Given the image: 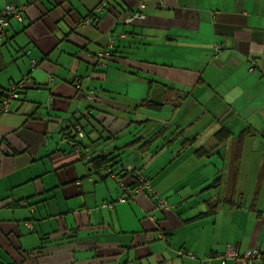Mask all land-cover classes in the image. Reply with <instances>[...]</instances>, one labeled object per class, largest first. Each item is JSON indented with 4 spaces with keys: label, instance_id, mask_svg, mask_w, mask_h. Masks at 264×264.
Returning <instances> with one entry per match:
<instances>
[{
    "label": "crops",
    "instance_id": "0c3cea01",
    "mask_svg": "<svg viewBox=\"0 0 264 264\" xmlns=\"http://www.w3.org/2000/svg\"><path fill=\"white\" fill-rule=\"evenodd\" d=\"M26 1L0 0V11ZM99 1L37 0L6 29L0 91L27 81L23 98L0 115V264H244L215 257L229 242L264 255L263 211L243 207L251 199L233 201L241 177L264 190V0H106L88 16ZM138 3L145 18L126 23ZM146 98L160 109L139 107ZM87 114L95 131L115 135L106 150L113 147L126 170L141 168L150 189L116 202V180L59 143L60 129L87 124ZM214 124L232 131L228 151V139L216 146ZM182 129L191 145L181 151L180 133L170 154L167 145L149 155L170 138L166 131ZM196 146L210 153L198 159ZM212 158L222 166L215 187L228 177L227 195L207 199L227 202L201 215L207 207L199 190L209 178L201 173L210 172ZM190 175L198 180L184 183ZM170 185L188 193L168 198ZM154 192L168 207L156 205ZM110 201L113 208L104 205ZM256 203L261 208L264 196ZM221 207L233 220L216 218Z\"/></svg>",
    "mask_w": 264,
    "mask_h": 264
},
{
    "label": "trees",
    "instance_id": "16d2710c",
    "mask_svg": "<svg viewBox=\"0 0 264 264\" xmlns=\"http://www.w3.org/2000/svg\"><path fill=\"white\" fill-rule=\"evenodd\" d=\"M37 0H27L26 3L22 4V5H15L17 7L19 6H24L23 10L21 11V17L22 20L18 21L16 18L14 17H10L8 18V25L4 27L3 29V37H2V41L0 42V45H3L5 43V39H6V29L9 27V23L11 19H15L17 22L21 23L23 21V17H24V12L25 9L27 7V5H30L32 3H34ZM6 5H10L9 4H5L2 8V10L0 11V14L4 11L5 6ZM106 6V0H100L99 3L96 5V7L90 11V13H88V16H90L93 12H102L103 8ZM137 7L139 8L138 10L134 9V10H130L126 13V16H128L129 14H132L134 12H138L141 11V3L137 4ZM136 7V8H137ZM124 18V19H125ZM83 19H81L80 22H78V24H82ZM84 22L86 23H91L92 21L89 20V18L84 19ZM135 22H131L130 24H134ZM217 50L215 49L214 52H216ZM252 70V66L249 67V71ZM26 81H27V77H23L20 78L17 81H14L13 83L9 84V86L7 88H3L0 91V101L2 99H9V93H10V88L11 86H17L16 88V97L13 98V100H18V99H22L23 98V93H24V89L26 88ZM8 109L4 112H1V114H4L6 112H8L10 110V99L8 100ZM161 103L158 102H154L148 98L141 100L140 103H138V106H142L144 108L147 109H160L161 107ZM87 118V124L86 121L84 122L85 125L79 123L78 120H75L73 122H71V124H69L66 127H63L60 129V140L61 141H66L71 143L73 146L72 148H75L79 151H81V157L83 158L84 162L87 163L90 168L92 169V171H94L95 173H101L102 171L104 172L105 175L113 178L116 180L117 183H119L118 185L121 188V194L119 197L124 196L126 197V200L124 202H119V203H125L129 200H132L134 198L135 195H137L138 193H140L141 191L145 190V189H150V178L148 175H146L145 173L142 172L141 168L139 167H132L130 170H126L123 166V163L121 161L120 158L117 157V155H113V150L112 148L110 150H106V147L113 145L112 143V138L115 137V135L109 133V135H102L103 131H100L99 133L97 131H95L90 125H91V116L88 114L84 115ZM93 126V124H92ZM105 130V129H104ZM81 131V132H79ZM95 131V132H94ZM182 130H180L179 132H175L176 134L173 136L172 131L168 133V131H166V133L168 134L167 137H170L166 140V142L162 143L159 148L156 150V152H152L149 153L150 156H153L155 153L161 151V149H163L164 147H167V145H169L172 141L175 140V138L180 134L183 133ZM93 133H97L98 135L96 136V138H92L91 134ZM81 133V135H80ZM230 135V131L228 130V128L224 125H221V127L219 129H217L214 133H213V138L216 141V146L218 144L223 143L225 140H227V138ZM152 137H156L155 135H152ZM160 137V135L158 136ZM181 140H180V146H181V151H183L185 149V147L187 145H191L194 141V137H189V135L183 133L181 136ZM157 138V137H156ZM155 138V140H156ZM238 142L237 144H235V148H239V140H241L240 138L237 139ZM86 141V143L84 142ZM106 143L103 145L99 144V147H96L95 145L97 143ZM143 145L145 146V149L147 150L149 148V146L151 145L152 141H143ZM95 144V145H94ZM94 145V146H93ZM138 149L140 148L137 147ZM81 149V150H80ZM236 149V150H237ZM142 151V150H141ZM193 152L197 155V156H202V155H208L210 152H208V150L206 148H204L203 146H196L193 148ZM235 158H233L232 161V165L234 166L236 163H238V153L235 152L234 154ZM232 166V167H233ZM237 166V165H236ZM236 171V170H235ZM134 173H138L141 177H143L144 183L139 181V179L134 175ZM128 177L130 180L129 182H124L123 180H125L124 177ZM220 181V176H217L214 178V180L212 181H208L205 185L200 187L199 193L207 190H210L212 188L215 187V185L218 184V182ZM79 184V183H78ZM144 185V186H143ZM141 187V188H140ZM140 188V190L138 192H136L135 190ZM126 193H129V195H127ZM152 194V193H151ZM152 198H155L156 205L159 206L160 208H165L168 207L166 200H164V198H161L158 194H152L151 195ZM118 197V198H119ZM117 198V199H118ZM160 200H162L164 202V205H159ZM257 197L252 198L248 207H250L249 209L251 211L255 212V207L254 203L256 202ZM116 202H118L117 200H115ZM115 201H110V203H112V207L114 206V203H116ZM205 202V205L207 207V210L204 211L203 213H201V215H207V214H211L214 215L217 211V207L220 203H224L227 202V199L224 197L222 199H217L214 201H210L207 198H205V200L203 201ZM19 202H12L11 205H15L18 204ZM21 203V202H20ZM228 206V205H227ZM108 207V206H107ZM256 213V212H255ZM258 214V215H257ZM260 213L257 211L256 215H259ZM230 243H235V242H229L227 244ZM226 244V246H227ZM226 248V247H225ZM252 249H256L261 256L264 255L262 254V252L255 248V247H251ZM225 251V250H224ZM223 251V252H224ZM222 252V253H223ZM221 253V254H222ZM219 254L215 255V257H218ZM211 256L206 257V260L210 259ZM219 258V257H218ZM220 259V258H219ZM221 260V259H220Z\"/></svg>",
    "mask_w": 264,
    "mask_h": 264
},
{
    "label": "rangeland",
    "instance_id": "374dc122",
    "mask_svg": "<svg viewBox=\"0 0 264 264\" xmlns=\"http://www.w3.org/2000/svg\"><path fill=\"white\" fill-rule=\"evenodd\" d=\"M210 114H211V112H210ZM212 116H215V114L213 115V113L211 114ZM209 118V115L207 114L206 116H205V118L203 119V120H209L208 119ZM203 122V121H202ZM206 122V121H205ZM216 125V128H215V131L217 130V129H219L220 127H221V124H214V126ZM229 130V129H228ZM243 130V129H242ZM230 131V135H229V137L227 138L228 139V146H225V148L227 149V151L229 150V148L231 147V135H232V131L231 130H229ZM185 134H187L188 135V132L187 131H185ZM241 134H242V132L241 131H239L238 132V134H237V136L235 137L236 139H239L240 138V136H241ZM60 135H59V138H58V141H59V143L61 144L62 142H60ZM179 142V141H178ZM175 143V144H169V146H168V149H167V152H168V154H170V151L171 150H174L176 147H178V145H179V143ZM53 147V146H52ZM139 153H141L140 151H133L132 153H130V154H128V155H132V156H137ZM127 155V156H128ZM230 156V155H229ZM197 157V156H196ZM203 157V155L202 156H198V159H200V158H202ZM215 159L214 158H212V160H211V167H209V169H210V172H204V173H201V178L204 180V179H206L207 177H209L208 179H207V181H213L214 180V178L215 177H217V176H220L221 175V171H219L220 170V168L222 167H214L213 166V164H214V161ZM194 164H195V162H193ZM224 163H225V166H226V164H227V161L225 160L224 161ZM239 163H244V162H239ZM228 164H232V161H230V162H228ZM189 167H191V166H189ZM218 171V172H216L215 174H213L214 172L212 171V169L213 170H215V169ZM239 171H240V167H239ZM192 174H194L195 173V169H192ZM211 174H212V176H211ZM198 175H190L188 178H186V179H183L184 180V183H188V184H190V183H194V182H196L197 180H198ZM170 179H173V180H176V179H178L177 178V176L176 175H173V176H171L170 177ZM244 179L245 178H243V177H241V179L239 180V183H241V185H242V188L240 187V189H237L235 192H234V197H233V201H234V203H236L237 204V201H240V202H242V203H246V200H250V199H252V198H258V197H263L264 196V190L263 191H258V189L257 188H254L252 185V181L254 180V177H249V179H248V181L246 182V181H244ZM115 180V179H114ZM261 180L262 181H264V178H261ZM78 182V181H77ZM227 182H228V177H226V178H223V183L220 185V188L218 187V186H216V187H214V189H210V190H205V191H203V192H201L199 195H201V197L203 198V199H205V198H207V197H211V199L213 200V199H216L217 197H223L224 195H227L226 194V192H225V189H226V186H227ZM119 184V183H118ZM120 185V184H119ZM239 186V185H238ZM170 187H171V192L170 193H166V192H164L163 193V195L165 196V195H167V196H169V195H173V196H176V195H179V194H187L188 192V189L189 188H187V189H185V188H182V190L180 191V193L179 194H175L173 191V189H174V187H175V185H173V186H171L170 185ZM168 198H170V196L168 197ZM188 201H191V200H188ZM249 205V204H248ZM248 205H246V206H243V207H248ZM254 206H257V203L255 202L254 203ZM261 208H257L256 210H255V212H257V211H263V215H264V204H262V206H260ZM219 209H225L224 211L223 210H218V215H217V219L218 220H233V217H231L230 216V213H229V207H221V208H219ZM245 212H246V210H245ZM246 216H247V213H244V215L242 216V220H247L246 219ZM251 219H252V217H251Z\"/></svg>",
    "mask_w": 264,
    "mask_h": 264
},
{
    "label": "built area",
    "instance_id": "2783aa9c",
    "mask_svg": "<svg viewBox=\"0 0 264 264\" xmlns=\"http://www.w3.org/2000/svg\"><path fill=\"white\" fill-rule=\"evenodd\" d=\"M30 1H33V0H30ZM141 6H143V5L141 4ZM23 8H24V6L17 7L13 4L5 6L4 11L0 14V42L2 41V37H3V29L5 26L8 25V18L14 17L18 21H21L22 20L21 11L23 10ZM144 18H145V15L142 12L138 11V12H134V13L126 16L124 21L126 23H131V22H134L136 20H143ZM16 88H17V86H13V85L10 88V93L8 96L10 101L13 100V98L16 97V95H17ZM9 99H2L0 101V113L6 111L8 109V102H9L8 100ZM79 132H81V131H79ZM80 135H81V133H80ZM134 175L139 179V181L144 183L145 179L143 177H141L138 173H134ZM140 188L136 189L135 191L138 192L140 190ZM126 194L129 195V193H126ZM125 200H126L125 195L121 196L117 199L118 202H124ZM104 205L108 206V207H112L113 204L110 202H107ZM159 205H164V202L162 200H160ZM218 257L221 260L239 259L244 264H264L263 256H261V254L256 249L246 248L245 250H243V252H240L239 246L237 243L227 244L225 251L222 254H219Z\"/></svg>",
    "mask_w": 264,
    "mask_h": 264
},
{
    "label": "bare ground",
    "instance_id": "6f19581e",
    "mask_svg": "<svg viewBox=\"0 0 264 264\" xmlns=\"http://www.w3.org/2000/svg\"><path fill=\"white\" fill-rule=\"evenodd\" d=\"M81 20V19H80Z\"/></svg>",
    "mask_w": 264,
    "mask_h": 264
}]
</instances>
